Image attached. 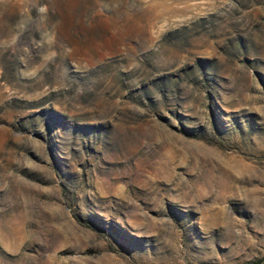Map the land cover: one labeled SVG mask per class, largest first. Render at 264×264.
<instances>
[{
    "label": "rangeland",
    "instance_id": "obj_1",
    "mask_svg": "<svg viewBox=\"0 0 264 264\" xmlns=\"http://www.w3.org/2000/svg\"><path fill=\"white\" fill-rule=\"evenodd\" d=\"M264 264V0H0V264Z\"/></svg>",
    "mask_w": 264,
    "mask_h": 264
},
{
    "label": "trees",
    "instance_id": "obj_2",
    "mask_svg": "<svg viewBox=\"0 0 264 264\" xmlns=\"http://www.w3.org/2000/svg\"><path fill=\"white\" fill-rule=\"evenodd\" d=\"M257 264V263H256Z\"/></svg>",
    "mask_w": 264,
    "mask_h": 264
}]
</instances>
